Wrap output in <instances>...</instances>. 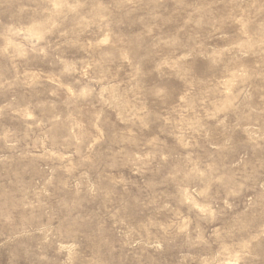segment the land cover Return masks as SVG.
Instances as JSON below:
<instances>
[{
  "label": "rangeland",
  "instance_id": "obj_1",
  "mask_svg": "<svg viewBox=\"0 0 264 264\" xmlns=\"http://www.w3.org/2000/svg\"><path fill=\"white\" fill-rule=\"evenodd\" d=\"M0 264H264V0H0Z\"/></svg>",
  "mask_w": 264,
  "mask_h": 264
}]
</instances>
